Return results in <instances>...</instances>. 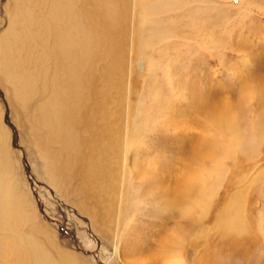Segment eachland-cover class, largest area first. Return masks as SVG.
Listing matches in <instances>:
<instances>
[{
	"label": "rangeland",
	"instance_id": "1",
	"mask_svg": "<svg viewBox=\"0 0 264 264\" xmlns=\"http://www.w3.org/2000/svg\"><path fill=\"white\" fill-rule=\"evenodd\" d=\"M52 1L0 0V44L9 37L10 28L17 29L25 38L24 26L29 20L31 26L41 20ZM74 1L78 2L74 7L62 3L61 14L65 19H69L65 15L67 9H73L71 21L66 20L69 34L76 38H73L75 45L84 40L86 33L85 37L93 39L90 54H78V51L77 54L86 58L89 71L86 69L84 75L89 77L88 88L95 87V93L85 90L78 95L86 101L85 105L92 106L95 115L92 119L100 122L97 126L106 124L107 112L113 114L109 132L100 135L95 131L93 138L106 151L99 154L96 165L103 179L99 183L101 189L89 186L85 195L90 200L84 203L81 199L78 185L84 178L80 172L75 173L68 160L71 157L63 164L65 176L59 162L56 166L53 164L58 161L57 153L72 154L58 143L65 139L57 141L49 134L47 124H41L37 111L27 120L19 101V95L23 100L25 91L33 86L37 59L43 64L54 59L42 53L54 43L53 35L43 33L42 45L34 47L35 43H31L29 49L21 47L16 51V42L11 43L7 60L25 62L19 61L24 72L13 70L6 78L0 72V143L4 147H0L1 169L11 172L13 179L9 180L19 185L23 196L20 195V201L30 202L27 204L37 215L39 228L56 239L57 247L61 246L56 247L57 251L68 253L78 264H168L172 257L171 245L180 234H187L183 248L186 264H264V237L259 234V223L264 219V0H180L182 4L167 8L168 11L156 6L148 18L158 20L164 27L161 36L165 39L160 36L157 47L147 52L156 63L152 69L139 62L142 55L139 35L145 29L141 17L146 16L142 10L147 5H140L136 0ZM65 61L58 64L54 61L53 67L47 66L44 76L59 71L57 82L62 79L64 82L59 66L66 65ZM48 80L54 81V77ZM33 97L28 111L40 101L39 96ZM103 105L107 107L104 109ZM134 113L135 117L137 113L138 127L135 132L133 127L129 132L132 138L126 155L122 148L123 144L126 146L127 122ZM34 125L37 134L32 135ZM234 137L238 142L247 141L242 142L244 148L236 142L238 148L229 152ZM5 148L9 149L8 155ZM11 164L13 171L9 168ZM219 168L223 169L222 173L218 172ZM57 174L66 178L65 185L71 187L65 190L60 188L62 185L54 186L50 175ZM74 177L81 181L78 183ZM191 177L193 184L187 182ZM238 211L244 212V222L247 218L245 224L251 230L244 227L246 230L229 234L224 231L228 223L224 218L231 215L238 218ZM56 259L52 257L58 262ZM8 261L18 264L11 258Z\"/></svg>",
	"mask_w": 264,
	"mask_h": 264
},
{
	"label": "bare ground",
	"instance_id": "2",
	"mask_svg": "<svg viewBox=\"0 0 264 264\" xmlns=\"http://www.w3.org/2000/svg\"><path fill=\"white\" fill-rule=\"evenodd\" d=\"M137 2H139V4L141 5H147L146 9H143L142 11L144 12V15L146 16H142V23L145 24V29L144 31H141V34L139 35V48L141 50V57L139 58V62L141 64V66H144L145 64H147V69H152L154 68L153 66L156 64L154 57H149L147 55V52L150 49L155 48V46L159 43V39L160 36L162 35L163 31H164V27L160 25L158 20L155 19H151L148 18V14L149 12H154L155 9H157L156 6H162L165 11L167 8L170 7H174L178 4H182V2L180 0H157V1H153V0H136ZM66 3L69 5H73V7L75 6L76 3L74 0H53L50 4V6L48 5L45 9V11L42 14V19L41 20H37L35 23H33V26H31L30 24V20L28 21L27 25L24 26L25 28V33L27 35H24L25 38H22L23 36L20 35V33L18 34L16 32V30H14L13 28L8 31V38L6 41H9L7 43V45L4 47V44L6 43V41L2 44H0V72L5 76L9 75V73L13 70H24L22 64H19V59L16 60H7V56L11 54L10 52V44L13 42H16L17 44V50H20L21 47H23L24 49L27 48L29 49V45H32L31 43H35L34 47H38L37 45L41 46L42 45V34H46L48 33L49 35H53L54 37V43L50 44V46H48L47 48V52H42L45 53L46 55H50L51 61L49 60V63L47 64H43L40 62V60L37 59V61L34 64L33 67V71L36 73V76L34 78V83L32 82L33 86H31L28 90L25 91L24 93V99L22 100L20 98L19 95V101L20 104L22 106V109L24 110V115L27 117H29V121L31 118H33V115L35 113V111H37L39 113V117L41 120V124H47V132L49 134H53V136L55 137V139L57 141H59L60 139H65L63 141H59L58 143L63 145L64 149H70L69 152H71L72 154H68L65 153L64 155H67V158L64 157V155L62 154H56L55 158L58 160L57 162H54V166H56L59 162V165L62 166L61 168V173L62 175H66V170L63 167V164H65V159L70 160V162H72V167L75 168V173L76 172H80L79 175H81L84 179H83V183H81V185H78V190L81 193V199L85 200L83 201L84 203L86 202L87 199H89L90 197L86 198L87 195H85V193H88L87 190H89V186L92 187H97L101 189V185L99 183H101V172H98V169L96 167L97 163H99V154L102 152L104 153V151H106V149L104 150L102 147H100L96 141H93V138L95 137V133L98 132L100 133V135H102L104 132L108 133L109 132V127L110 124L109 122H111V118H113V114H110V112H107V122L105 125L101 124L99 126H97V124H100V122H97V119H92L95 118L94 112H93V108L92 106L89 105H85L86 101L81 99L78 95L80 91H83L82 93H84V91L86 90L88 92V90L91 91L92 95L94 92L95 87H89L88 88V79L89 77L86 78V75H84L86 68V63L85 60L86 58L82 55H79L80 53H85V54H90L92 52V44H93V39H89L88 37L83 36L84 40L82 39V41L80 42L79 40V44L75 45L74 39L75 38L73 36V38L70 36V30L68 27L69 22H67L66 20H70V14L72 10L67 9V14L69 16V19H65V17L61 14L63 11V4L62 3ZM108 4V3H107ZM179 6V5H178ZM177 6V7H178ZM144 7V6H143ZM146 7V6H145ZM136 8V7H135ZM161 8V7H159ZM158 8V9H159ZM162 8V9H163ZM142 9V8H141ZM77 10V9H76ZM110 10V9H109ZM79 11V10H78ZM29 12V11H28ZM28 12L24 13V14H28ZM66 12V11H65ZM109 12V11H108ZM113 12V11H112ZM163 12V11H161ZM64 13V12H63ZM160 13V12H159ZM18 14V13H17ZM109 14V13H108ZM112 14V13H110ZM29 15V14H28ZM116 15V14H115ZM162 15V14H161ZM76 15L74 14V17ZM112 16V15H111ZM140 16V15H139ZM150 16V15H149ZM154 16V15H153ZM160 16V15H159ZM26 17V16H25ZM24 17V18H25ZM28 17V16H27ZM86 17V15H85ZM84 17V18H85ZM155 17V16H154ZM152 17V18H154ZM158 17V16H157ZM29 18V17H28ZM32 18V17H31ZM76 18V17H75ZM87 18V17H86ZM19 19V18H18ZM36 19V18H35ZM77 19V18H76ZM78 19H80L78 17ZM77 19V20H78ZM88 19V18H87ZM94 19V18H93ZM157 19V18H156ZM103 20V19H102ZM25 21V20H24ZM35 21V20H34ZM78 22V21H76ZM75 22V23H76ZM113 22V21H112ZM25 23V22H24ZM85 23V22H84ZM78 24V23H77ZM19 25V24H18ZM74 25V24H73ZM81 25V24H80ZM79 25V26H80ZM89 25V23L87 24V26ZM111 25V24H110ZM113 25V24H112ZM35 27V28H33ZM83 27V26H82ZM144 27V26H143ZM33 28V29H32ZM79 27L77 26L75 28L78 29ZM88 28H90L88 26ZM23 29V27H22ZM73 29V28H72ZM21 30V29H20ZM69 30V31H68ZM75 30L73 32H75ZM89 30V29H88ZM91 30V29H90ZM24 31V30H23ZM72 31V30H71ZM83 32L85 30H82ZM19 32V31H18ZM165 33V32H164ZM98 34V33H97ZM168 34V33H167ZM7 35V34H6ZM76 35V34H75ZM92 35V34H91ZM108 35V34H107ZM111 35V34H110ZM166 35V34H164ZM104 36V35H103ZM163 36V35H162ZM161 36V37H162ZM7 37V36H6ZM50 37V36H49ZM92 38V37H91ZM102 38V37H100ZM163 41L165 39V37H162ZM2 39V37L0 38ZM76 39V38H75ZM5 39L3 38V41ZM100 40V39H99ZM102 40V39H101ZM2 41V40H1ZM98 41V38H97ZM46 42V41H45ZM44 42V43H45ZM99 42V41H98ZM47 43V42H46ZM51 43V42H50ZM99 44V43H98ZM106 46V45H105ZM157 47V46H156ZM40 48V47H39ZM43 48V47H42ZM45 49V48H44ZM36 50V49H35ZM35 50H31V52H35ZM43 51V50H42ZM78 51V54H77ZM94 51V50H93ZM30 53V52H29ZM36 53V52H35ZM17 54V52H16ZM33 54V53H32ZM44 54V55H45ZM26 55V54H25ZM43 55V54H42ZM84 55V54H83ZM96 55V54H95ZM101 56V55H100ZM147 56V57H146ZM11 57V56H9ZM46 57V56H45ZM44 57V58H45ZM63 59H62V58ZM89 58V57H88ZM42 60V58H40ZM47 59V58H45ZM49 59V58H48ZM66 60V65L68 64V66L66 67V65H61L59 66L60 72L62 74V76H65V80L63 82V79L61 82H57V74H59V71H53L54 74H48L47 76H44L46 74V69L48 68L47 66H52L54 64H58L59 61L62 60ZM70 59H72L71 61H69ZM32 60V59H31ZM54 60V61H52ZM94 60V59H93ZM102 60V59H101ZM30 61V60H29ZM22 63L25 64V62L20 61ZM64 62V63H65ZM103 62V61H102ZM137 62V63H139ZM29 63V62H28ZM88 63V62H87ZM91 63V62H90ZM30 65V63H29ZM140 66V65H139ZM91 67L92 66H88ZM122 67V66H121ZM49 69V68H48ZM89 69V68H88ZM87 69V70H88ZM93 69V68H92ZM91 69V70H92ZM46 70V71H45ZM58 70V68H57ZM90 70V71H91ZM109 70V69H108ZM143 70V69H142ZM89 71V70H88ZM24 72V71H23ZM26 72V71H25ZM69 72V74H68ZM93 72V71H92ZM98 72V71H97ZM110 72V71H109ZM27 73V72H26ZM25 73V74H26ZM31 74V71L30 73ZM33 74V73H32ZM94 74V72H93ZM13 76V75H12ZM43 76V77H42ZM18 77V76H16ZM20 77V76H19ZM54 77V81H49L48 78ZM20 79V78H19ZM61 79V78H60ZM23 80V79H22ZM59 80V79H58ZM19 82V81H18ZM17 82V83H18ZM10 83V82H9ZM87 83V84H85ZM97 83V82H95ZM20 84V82H19ZM18 84V85H19ZM93 84V83H92ZM98 84V83H97ZM21 85V84H20ZM93 86V85H92ZM8 87V86H7ZM106 87V86H105ZM10 88V87H9ZM24 88V86H23ZM11 89V88H10ZM107 89V88H106ZM18 91V90H17ZM96 91L98 93H102V89L101 88H97ZM107 91V90H106ZM96 92V93H97ZM121 92V91H120ZM9 93V91H8ZM21 92H19L20 94ZM90 93V94H91ZM95 93V92H94ZM97 93V95H98ZM89 94V96H90ZM32 95V97L28 100V96ZM35 96H39L40 100L39 102L36 103V106L31 110L29 109L28 111V105H30V107H32V102L34 101V97ZM88 96V97H89ZM101 96V95H100ZM96 96H94L95 98ZM98 97V96H97ZM37 98V97H36ZM90 98V97H89ZM93 98V99H94ZM99 98V97H98ZM103 98V97H102ZM104 99V98H103ZM107 99V98H106ZM122 100V99H121ZM14 102V101H13ZM92 102V101H91ZM105 102V101H103ZM107 102V100H106ZM94 103V101H93ZM14 104V103H11ZM108 104V103H107ZM95 105V104H93ZM140 105V103H139ZM17 106V105H16ZM98 106V105H97ZM101 106V105H100ZM143 106V105H142ZM104 107V105H103ZM107 107V106H106ZM104 107V109L106 108ZM114 107V106H113ZM14 108V107H13ZM96 108V107H95ZM101 109V108H100ZM103 109V110H104ZM117 109V108H116ZM138 110V108H137ZM36 112V113H37ZM95 112H97L95 110ZM133 112V111H132ZM135 112V111H134ZM102 113L104 114V111H102ZM97 114V113H96ZM125 114V113H124ZM130 114V113H129ZM139 114V113H138ZM112 115V116H111ZM222 115V114H221ZM38 116V115H37ZM106 117V116H105ZM104 117V118H105ZM126 117V116H125ZM132 119V120H131ZM101 121V120H100ZM137 121V113H136V117H135V113L129 117V120L127 122V124H129L128 129H127V135L124 139V142L126 143L123 144V150L122 152L124 154L127 155V150L129 149V141L130 138H132L129 134V132L131 131L132 127H133V132H135L136 128L138 127L136 123ZM103 122V121H102ZM40 123V122H39ZM105 123V122H104ZM40 124V125H41ZM1 125V124H0ZM94 125H96V127H93ZM126 125V123H125ZM4 126V125H3ZM36 125H34V129L32 131H34L35 135L37 134V131L35 128ZM126 127V126H125ZM2 128V126H1ZM5 128V127H4ZM96 128V129H94ZM108 128V129H107ZM32 131H30L32 133ZM96 131V132H95ZM254 131V129H253ZM256 131V130H255ZM41 132V131H40ZM124 132V131H123ZM122 132V134H123ZM257 133V132H255ZM224 134V133H223ZM235 134V133H234ZM246 138L247 135L246 133H244ZM259 134V133H258ZM44 133L40 136H42L43 138ZM233 135V134H232ZM39 136V141L41 142L42 139H40ZM117 136V135H116ZM125 136V135H124ZM130 136V137H129ZM222 136V134H221ZM3 137V136H2ZM35 137V136H33ZM260 137V136H259ZM7 138V137H6ZM97 138V137H96ZM244 138V137H243ZM258 138V137H257ZM135 139V138H134ZM227 139V138H226ZM237 139V138H236ZM261 139V137H260ZM223 140V138H222ZM221 140V141H222ZM225 140V138H224ZM232 143L229 146V152L230 150L234 151L235 148H238V144L239 147L244 148V143H242L244 140H242V142L239 140V142L237 140L232 139ZM250 140V139H248ZM258 140V139H257ZM34 141V140H33ZM234 141V142H233ZM247 141V140H245ZM244 141V142H245ZM2 143V140L0 141ZM32 143V141H30ZM40 142H38L39 144H41ZM224 142V141H223ZM238 142V144L236 143ZM0 143V147H3V145ZM242 143V144H241ZM257 143V141H256ZM71 144V145H70ZM105 144V143H104ZM116 144V143H115ZM35 145L38 147V145L35 143ZM70 145V146H67ZM233 145H235V147H232ZM4 146H8L5 145ZM121 146V145H120ZM36 147V148H37ZM4 148V147H3ZM28 148V147H27ZM228 148V147H227ZM39 149V148H38ZM45 149V148H44ZM221 149H225V147L221 148ZM7 155H8V151L9 149L5 148ZM36 150V149H35ZM41 150V149H40ZM32 151V150H31ZM37 151V150H36ZM67 150H65L64 152H66ZM110 153V151H109ZM6 155V157H7ZM229 155L231 156L232 154L229 153ZM100 156H103L102 154ZM116 156V155H115ZM124 156V155H123ZM9 157V156H8ZM111 157V156H110ZM125 157V156H124ZM229 157V156H228ZM39 158V157H38ZM43 158V156L41 157ZM100 158V157H99ZM127 158V157H125ZM226 159V157H225ZM224 161V160H223ZM4 162V161H3ZM43 163V162H42ZM51 162H48V164ZM226 163V162H225ZM9 164V163H8ZM40 164V163H39ZM106 164V163H105ZM1 161H0V172H1ZM4 165V164H3ZM12 164L10 165V169H11ZM221 166V165H220ZM219 166V167H220ZM7 167V168H8ZM40 167V166H39ZM99 167V166H98ZM43 169V168H42ZM45 169V168H44ZM106 171L108 172V168H105ZM104 169V171H105ZM6 170V169H5ZM13 171V169H11ZM103 170V169H102ZM220 170H223L221 168L218 169V172ZM45 171V170H44ZM105 171V172H106ZM215 173L217 175V170L215 169ZM225 171V170H224ZM47 172V171H46ZM221 172V171H220ZM11 172H4L2 170V172L0 173V243L2 245V247L4 246V248L0 249V264H10V262L8 261L9 258H11V260L14 261V263H18V264H78L77 261L75 263V259L72 258L68 253L63 252V251H57L56 247H57V243H56V239L54 237H52L49 233H47L46 231H42L41 228H39L38 223H37V215H35V212L33 211V209L27 204L29 201H20V195L22 196V194L19 191L18 186L16 185V183H12L10 182L9 178L11 177ZM74 173V175H75ZM222 173V172H221ZM51 176V179L54 181V186H59L62 185L60 188H65V190H67L69 187V185H65V179H63L61 176H59L58 174L56 176ZM78 183L79 181H81L79 178L74 177ZM13 179V178H12ZM15 179V178H14ZM193 177L190 178V180H188L187 182L190 184H193ZM105 180V179H104ZM139 181V180H138ZM222 181V180H221ZM76 184V183H74ZM73 185V183H72ZM104 185V184H103ZM107 185V184H106ZM76 186V185H75ZM74 186V187H75ZM108 186V185H107ZM106 186V187H107ZM199 187V186H198ZM215 187V185H214ZM61 189H57L62 191ZM99 189V190H100ZM160 189V188H159ZM74 190V189H72ZM92 190V189H91ZM59 191V192H60ZM78 191V192H79ZM93 191V190H92ZM97 191V190H96ZM104 191V190H103ZM160 191V190H159ZM165 191V190H164ZM192 191V190H191ZM63 192V191H62ZM154 192V191H153ZM163 192V191H162ZM169 192V191H168ZM177 192V190H176ZM180 192V191H179ZM190 192V190L188 191ZM67 193V192H66ZM95 193V192H93ZM101 193V192H100ZM103 193V192H102ZM108 193V192H107ZM178 193V192H177ZM63 194V193H62ZM104 194V193H103ZM168 194V193H167ZM176 194V193H175ZM72 195V193H71ZM93 195V194H92ZM162 195V194H161ZM179 196V194H177ZM63 196V195H62ZM158 196V195H157ZM173 196V195H172ZM186 196V195H184ZM23 197V196H22ZM92 197V196H91ZM161 197V196H159ZM208 198V197H207ZM154 199V198H153ZM167 199V198H166ZM90 200V199H89ZM97 200V199H96ZM95 200V201H96ZM158 200V199H157ZM163 200V199H162ZM176 200V199H175ZM209 200V198H208ZM216 200V199H215ZM175 202V201H173ZM179 202V201H178ZM185 202V201H184ZM24 203V204H23ZM30 203V202H29ZM82 203V202H79ZM103 203V202H102ZM243 203V202H242ZM91 204V203H90ZM204 204V203H202ZM228 204V203H227ZM163 205V204H162ZM230 204H228L229 206ZM164 206V205H163ZM201 206V205H200ZM241 206V205H240ZM161 207V206H160ZM159 207V208H160ZM166 207V206H165ZM231 207V206H230ZM92 208V207H91ZM232 208V207H231ZM87 209V208H86ZM120 209V208H119ZM122 209V208H121ZM170 209V208H169ZM183 209V208H181ZM187 209V208H186ZM203 209V211L205 210V208H201ZM226 209V208H225ZM228 209V208H227ZM82 210V209H81ZM95 210V209H94ZM185 210V208H184ZM219 210V209H218ZM87 211V210H86ZM164 211V210H162ZM171 211V210H170ZM180 211V210H179ZM183 211V210H182ZM186 211V210H185ZM189 211V210H188ZM236 211V209H235ZM239 211H242L241 209H239ZM238 211V212H239ZM90 212V211H89ZM95 212V211H94ZM99 212V211H98ZM176 212V210H175ZM184 212V211H183ZM191 212V211H190ZM209 212V211H208ZM93 213V212H92ZM165 213V212H164ZM187 213V212H185ZM184 213V214H185ZM192 213V212H191ZM189 213L191 216L192 214ZM219 213V212H218ZM222 213V212H221ZM228 213V211H227ZM230 213V212H229ZM235 213V212H234ZM260 213V212H259ZM102 214V213H101ZM128 214V213H127ZM170 214V213H169ZM174 214V212H173ZM172 214V215H173ZM90 215V214H89ZM95 215H99V214H95ZM171 215V217H172ZM175 215V214H174ZM205 215V214H204ZM220 215V213H219ZM259 215V214H258ZM100 216V215H99ZM180 216V214H179ZM184 216V215H183ZM182 216V223L183 221H185V217L183 218ZM189 216V215H188ZM200 216V215H199ZM202 216V215H201ZM217 216V215H216ZM260 216V215H259ZM215 217V216H214ZM223 217V216H222ZM226 217V216H225ZM229 218H224L226 219L225 223H227V226L224 227V231L225 232H229V234H231V232H239V230L242 231L245 229L244 227H246L247 225L245 224L247 221L244 222V212H239L238 214V218H236L235 215H231L228 216ZM177 218H180L177 216ZM196 218V217H195ZM194 218V219H195ZM203 218V216L201 217ZM221 218V217H220ZM99 219V218H98ZM170 219V218H169ZM168 219V221H169ZM188 219V218H187ZM186 219V220H187ZM198 219V217L196 218ZM223 219V218H221ZM220 221H223L221 220ZM258 219V218H256ZM172 220V219H171ZM189 220H191L189 218ZM260 220V218H259ZM178 222V220H177ZM187 222V221H186ZM193 222V221H192ZM96 223V222H95ZM168 223V222H167ZM179 223V222H178ZM195 223V221H194ZM197 223V222H196ZM256 223V222H255ZM170 224V223H169ZM186 224V223H185ZM192 224V223H191ZM257 224V223H256ZM43 225V224H42ZM177 225V224H176ZM194 225V224H193ZM214 225V224H213ZM180 226V224L178 225V227ZM46 227V224H45ZM186 227V226H185ZM195 226H193L194 228ZM239 227V228H237ZM254 227V225H253ZM47 228V227H46ZM49 228V227H48ZM167 228V227H166ZM181 228V227H180ZM187 228L190 227L187 226ZM192 228V229H193ZM247 228V227H246ZM249 228V227H248ZM247 228V229H248ZM165 229V228H164ZM177 229V227L175 228ZM218 229V228H217ZM186 230V229H185ZM184 230V231H185ZM194 230V229H193ZM197 230V229H195ZM206 230V229H205ZM220 230V229H219ZM246 230V229H245ZM251 228H249L248 231H250ZM257 230V228L255 229ZM51 231V230H50ZM172 231V230H171ZM177 231V230H176ZM221 231V230H220ZM223 231V232H224ZM254 231V230H253ZM165 232V231H164ZM173 232V231H172ZM180 232H182V230H180ZM186 232V231H185ZM217 232V231H216ZM246 232V231H245ZM256 232V231H255ZM259 234L264 237V219H261V222L259 223ZM178 233V232H177ZM189 233V232H187ZM195 233V231H194ZM208 233V232H207ZM243 233V232H242ZM257 233V232H256ZM52 234V233H51ZM164 234V233H163ZM162 234V236H163ZM168 234V233H166ZM198 234V233H197ZM225 234V233H224ZM227 234V233H226ZM241 234V233H240ZM239 234V235H240ZM244 234V233H243ZM253 234V232L251 233ZM54 235V234H53ZM181 236H178V238L174 239L173 242V248L170 247L169 249L172 248V257L171 260H168L169 262H167L168 264H186L185 262V255L183 254V248H184V241L187 240L185 239V235L187 236V234H180ZM190 235V234H189ZM216 235V234H215ZM220 235V234H219ZM218 235V236H219ZM247 235V234H245ZM258 233L255 235L257 236ZM41 236V238H40ZM198 236V235H197ZM206 236V235H205ZM214 236V235H212ZM244 236V235H243ZM248 236V235H247ZM246 236V237H247ZM255 236H253L255 238ZM165 237V235L163 236ZM194 237V235H193ZM228 237V236H227ZM261 237V238H262ZM139 238V237H138ZM169 238V237H168ZM232 238V237H231ZM166 239V238H165ZM164 239V240H165ZM172 239V237H171ZM242 239V238H241ZM161 240L163 241V239L161 238ZM170 240V238H169ZM173 240V239H172ZM258 241V240H257ZM243 242V241H242ZM241 242V243H242ZM166 243L167 242H163ZM170 243V242H169ZM204 243V242H203ZM206 243V241H205ZM229 243V242H228ZM238 243V242H235ZM60 244V243H59ZM123 244V243H122ZM221 244V243H220ZM223 245H225L222 242ZM234 244V241L233 243ZM231 244V245H232ZM250 244V243H249ZM260 244V243H259ZM7 247H6V246ZM124 245V244H123ZM158 245V244H157ZM209 245V244H208ZM229 245V247L231 246ZM257 245V244H256ZM263 245V244H261ZM169 246V245H168ZM167 246V247H168ZM211 246V245H210ZM251 246V245H250ZM55 247V248H54ZM61 247V246H59ZM57 247V248H59ZM123 247V246H122ZM200 247V246H199ZM226 247V246H225ZM246 247V246H245ZM53 248V250L51 249ZM208 248V247H206ZM232 248V246H231ZM230 248V249H231ZM237 248V247H236ZM259 248V246H258ZM115 249V248H114ZM118 249V248H117ZM116 249V251H117ZM121 249V248H120ZM203 249V248H202ZM228 249V248H226ZM251 249V248H250ZM59 250V249H58ZM157 250V249H156ZM206 250V249H205ZM210 249L208 248V251ZM237 250V249H236ZM258 249H256L257 251ZM67 251V250H66ZM69 251V250H68ZM207 251V250H206ZM223 251V250H222ZM121 252V251H119ZM152 252V251H151ZM51 253H53L52 255L58 260V262L52 260V255ZM158 253V252H157ZM166 253V252H165ZM21 257H20V256ZM149 255V254H148ZM204 255V254H203ZM213 255V254H212ZM262 255V254H261ZM52 256V257H51ZM147 256V254L145 255ZM150 256V255H149ZM148 256V257H149ZM153 257V256H152ZM151 257V258H152ZM155 257V256H154ZM159 258V257H158ZM199 258V257H197ZM141 259V258H140ZM147 259V258H146ZM145 258L144 260L147 261ZM128 260V259H127ZM126 260V261H127ZM131 260V259H130ZM139 260V259H138ZM143 260V259H142ZM141 260V262H142ZM156 260V259H155ZM161 260V259H159ZM203 260V259H201ZM255 260H258L255 258ZM152 261V259H151ZM195 261V260H194ZM206 261V259H205ZM214 261V260H213ZM128 262V261H127ZM153 262V261H152ZM158 262V261H156ZM165 262V261H164ZM201 262V261H199ZM198 262V263H199ZM209 262V261H208ZM211 262V260H210ZM215 262V261H214ZM129 263V262H128ZM127 263V264H128ZM147 263V262H146ZM203 263V262H202ZM255 263V262H254ZM253 263V264H254ZM130 264V263H129ZM135 264V263H134ZM142 264V263H141ZM152 264V263H151ZM162 264V262L160 263ZM200 264V263H199ZM206 264V263H205Z\"/></svg>",
	"mask_w": 264,
	"mask_h": 264
},
{
	"label": "snow or ice",
	"instance_id": "3",
	"mask_svg": "<svg viewBox=\"0 0 264 264\" xmlns=\"http://www.w3.org/2000/svg\"><path fill=\"white\" fill-rule=\"evenodd\" d=\"M0 30H2V29H0Z\"/></svg>",
	"mask_w": 264,
	"mask_h": 264
}]
</instances>
